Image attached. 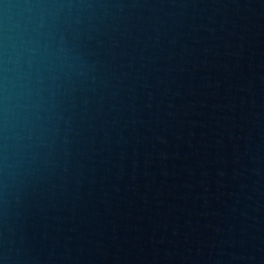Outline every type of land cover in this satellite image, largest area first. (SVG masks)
Here are the masks:
<instances>
[{
  "label": "water",
  "instance_id": "water-1",
  "mask_svg": "<svg viewBox=\"0 0 264 264\" xmlns=\"http://www.w3.org/2000/svg\"><path fill=\"white\" fill-rule=\"evenodd\" d=\"M0 264H264V0H0Z\"/></svg>",
  "mask_w": 264,
  "mask_h": 264
}]
</instances>
